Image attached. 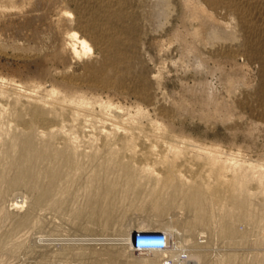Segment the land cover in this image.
<instances>
[{
    "label": "rangeland",
    "instance_id": "obj_1",
    "mask_svg": "<svg viewBox=\"0 0 264 264\" xmlns=\"http://www.w3.org/2000/svg\"><path fill=\"white\" fill-rule=\"evenodd\" d=\"M192 1L0 0V264H264V0H197L215 29L185 18ZM161 2L169 13L156 18ZM205 25L206 37L194 34ZM68 32L90 52L69 55ZM191 45L228 77L199 66ZM20 138L63 155L36 167L54 196L38 201L27 182L7 189L20 165L5 150ZM210 150L227 161L212 162ZM54 168L64 182L51 186ZM124 168L142 182L125 198L139 206L113 221L89 199L115 181L124 188ZM195 191L208 225L187 223L203 210L189 203ZM173 223L176 259L175 244L136 251L126 238L128 226L167 234Z\"/></svg>",
    "mask_w": 264,
    "mask_h": 264
},
{
    "label": "bare ground",
    "instance_id": "obj_2",
    "mask_svg": "<svg viewBox=\"0 0 264 264\" xmlns=\"http://www.w3.org/2000/svg\"><path fill=\"white\" fill-rule=\"evenodd\" d=\"M158 1V0H157ZM166 1V0H165ZM197 0H194V1H192V2H189V3H185L184 4V7H185V10H184V14L186 15L185 16V18L186 17H188V19H189V17H191V20L192 19H201V18H205V20H207V27H208V29H211L212 27L215 29V27L214 26H216V27H218L217 26V23H219V22H216L217 20H214V19H211V18H209L210 16L208 15V16H206L207 14L205 13V10H204V8L201 6V4H200V2L199 1H197ZM174 2V1H173ZM176 2H177V0H176ZM199 2V3H198ZM167 3H169L168 1H167ZM157 4H159V3H157ZM171 4V3H170ZM169 4V5H170ZM168 4H162V2L158 5V9H156V13L157 14H155V15H157V17L156 18H158L159 17V15L160 14H162V13H164V11H167V8L168 7H170ZM175 5V4H174ZM176 6V5H175ZM171 7H172V5H171ZM177 7V6H176ZM152 10H154V9H152ZM175 10V9H174ZM173 10V11H174ZM183 10V9H182ZM171 11V10H170ZM173 11H171V12H173ZM151 12H153V11H151ZM154 12V13H155ZM168 12V11H167ZM166 12V13H167ZM169 13V12H168ZM63 15L61 16V17H64V18H60V21H59V23L58 24H60V23H62V21L63 20H65V15H66V13H62ZM152 14V13H151ZM165 14V13H164ZM172 14V13H171ZM174 14V13H173ZM184 14L182 15V17H184ZM154 15V16H155ZM167 14H165L164 16H166ZM153 16V17H154ZM172 16V15H171ZM169 17H170V15H169ZM213 17V16H212ZM172 18V17H171ZM155 19V18H154ZM202 19V20H203ZM156 20V19H155ZM168 20V19H167ZM190 20V21H191ZM204 20V22H206ZM164 21H166L165 19H164ZM171 21V20H170ZM189 21V20H188ZM193 21V20H192ZM199 21V20H198ZM183 22V21H182ZM172 23V22H171ZM184 23V22H183ZM202 24H204L203 22H202ZM206 24V23H205ZM198 25H200V21H199V24ZM219 25V24H218ZM221 25V24H220ZM184 26V25H183ZM186 26V25H185ZM221 26H223V25H221ZM203 27H204V25H203ZM202 27V28H203ZM207 27H206V25H205V28L206 29H201L200 30V28H198L197 27V29H199V30H195L194 31V34H197V35H199V36H205L206 37V35H203L202 33H204V31L205 30H208L207 29ZM222 28V27H221ZM59 29H61L60 27H59ZM190 29V28H189ZM194 29H195V26H194ZM224 29H225V27H224ZM229 29V28H228ZM177 30V29H176ZM187 30H188V28H187ZM193 30V29H192ZM213 30V29H212ZM218 30V29H217ZM231 30V29H230ZM230 30H228L229 32H227L226 33V31H225V34H222L223 32V30L219 33L218 31L216 32V30H214L212 33H213V35H212V39L211 40H213V39H216L217 40V38H221V37H223L224 39L226 38V37H228V36H233V35H231L232 34V30H231V32H230ZM178 31V30H177ZM210 31V30H209ZM190 32V31H189ZM192 32V31H191ZM190 32V33H191ZM186 33V32H185ZM184 33V34H185ZM188 33V32H187ZM205 33L207 34L208 33V31L206 32L205 31ZM67 34V33H66ZM177 34V33H176ZM179 34V33H178ZM181 34H183V33H181ZM68 36V39L67 40H69V44L68 43H66L65 44V46H64V48L66 49H64L67 53H69V55H72V56H77L76 58H78L79 57V55L81 54V50L79 51V48L81 47L82 48V50L84 51V53H87V52H90V50H91V48H90V46L87 44V42L84 40V39H82V38H80L79 37V35L76 33V32H68V34H67ZM189 35V34H188ZM192 35H193V33H192ZM197 35H196V37L193 35V37H195V39L197 38ZM209 35V34H208ZM226 35V36H225ZM180 36V35H179ZM191 36V35H190ZM198 36V37H199ZM204 37V38H205ZM210 37H211V35H210ZM179 38V37H178ZM181 38V37H180ZM186 38V36L184 37V39ZM203 38V37H202ZM194 39V38H193ZM194 39V40H195ZM210 39H208V37H207V40H209L210 41ZM177 40V39H176ZM206 40V39H205ZM206 40V41H207ZM215 40V41H216ZM226 40V39H225ZM183 41V40H182ZM197 43H198V41H197V39L195 40ZM194 41V42H195ZM201 41V43H203V45H205L204 44V41L201 39L200 40ZM200 41H199V44H200ZM203 41V42H202ZM208 41V42H209ZM214 41V40H213ZM194 42H192L191 41V43H194ZM195 42V43H196ZM207 42V43H208ZM210 42H212V41H210ZM65 43V42H64ZM189 43V42H188ZM187 43V44H188ZM194 43V44H195ZM206 43V42H205ZM212 44V43H211ZM190 45V44H189ZM189 45H187L188 47H189ZM207 45V44H206ZM196 46V45H195ZM191 47L192 48H190V51H188V53H191V55L193 56V60L195 61V62H197L198 63V65L199 66H205L206 64L208 65V71L211 73V76L212 75H215L217 72H223V74L224 75H226V77H228V70H226L225 69V67L223 68V67H220V65L218 66L217 64V66H215V65H213V66H215V67H213L212 65H210V63L208 64V63H206L205 62V59H203L202 57H201V53H199L198 51H196V50H198V47H196L197 49L195 50V47H193L192 45H191ZM205 55V54H204ZM188 57V59H189V56H187ZM187 59V60H188ZM209 59V58H208ZM213 60V59H212ZM215 60V59H214ZM190 61V60H189ZM209 61V60H208ZM191 62H193V61H191ZM190 62V63H191ZM184 64V63H183ZM222 66V65H221ZM204 68V67H203ZM233 68V67H232ZM192 69V68H191ZM227 72H226V71ZM197 71V70H196ZM207 71V70H206ZM207 73V72H206ZM226 73V74H225ZM222 74V75H223ZM230 74H231V72H230ZM230 74H229V77H230ZM218 75H219V73H218ZM223 75V76H224ZM207 76V75H206ZM216 76V75H215ZM211 79V78H210ZM223 79V78H222ZM205 80V79H204ZM199 81V80H198ZM203 81V80H202ZM197 82V81H196ZM189 87V86H188ZM211 88V87H210ZM200 89V88H199ZM204 98V97H203ZM66 99V98H65ZM212 98L210 97V100H211ZM214 99V98H213ZM192 101V100H191ZM210 105V104H209ZM229 110V109H228ZM225 111V110H224ZM250 130V129H249ZM18 141H19V145H18V148L16 149V148H7V150H5L6 152H7V154H6V157L8 158V160H10V161H15V163H19V165H20V167L18 166V168H19V170H18V172H19V174H20V177H19V179L18 180H16V179H9V180H7V183H8V188L7 189H9L10 187H12V186H15V185H18L19 183H25V182H27V183H30L31 184V188H33L34 189V191L35 192H38V191H40V195H39V197H38V201H41V199H44V197H47L48 196V194H49V191H47L46 189L44 190L42 187H43V184H44V182H43V184L41 185L40 184V182H39V180H38V175H37V173H36V167H37V165H38V163L39 162H41L42 163V161H44V160H49L50 162H48V163H50V165L52 164L53 165V162L54 161H58L59 159H61L62 157H63V155L62 154H60V153H55V152H52L50 149H48V148H41V149H37V147L34 145V143H33V141L30 139V138H20V139H17ZM172 148V147H171ZM220 152L217 150H210V152H208L207 154L209 155V157H210V159L212 160V162H226L227 160H224L223 159V157H222V155L221 154H219ZM2 156H4V154L2 155ZM1 156V157H2ZM4 158V157H3ZM4 160H5V158H4ZM51 161H52V163H51ZM168 161V160H167ZM55 163V162H54ZM63 163V162H62ZM67 164V163H66ZM47 165V164H46ZM61 165V164H60ZM260 164H253L252 165V168H258V166H259ZM54 166V165H53ZM56 166V165H55ZM57 166H58V168L60 167L58 164H57ZM62 166V165H61ZM45 168H47V167H45ZM49 168H51L50 166H49ZM55 168H57V167H55ZM52 169L51 171H50V173H49V175L47 176V177H49L50 176V178H51V182H50V185L52 186V185H54L57 181H58V179L60 178V175H61V173H59V170H56V169ZM57 168V169H58ZM44 169V168H43ZM60 169H62L61 167H60ZM63 169H64V165H63ZM46 170V169H45ZM50 170V169H49ZM47 171V170H46ZM46 171H45V173H46ZM62 172V171H61ZM66 173V172H65ZM46 175V174H45ZM63 175H65V174H63ZM43 177V176H42ZM123 177L125 178V180L127 181V183L125 184V187L123 188V184H121L120 182H118V181H115L114 183H112V184H109V185H107V186H104V187H102V189H101V191H100V193L97 195V196H91V198L89 199V204L90 205H92V206H94V207H96V211H100V212H102L103 214H105V216H107L108 218L109 217H113L114 216V220L113 221H122L123 219H124V217H126L125 216V214H127V211L129 212L130 210H133V209H135V207L137 206H139V205H137V203L135 202V201H131V200H128V199H125V198H127L128 197V195L129 194H131V192L133 191L132 190V188L134 189V188H138V189H140L139 188V186L141 185V183L140 182H135L136 181V179H135V174H133V170L131 169V168H124L123 169ZM262 178V177H261ZM41 179H43V178H41ZM46 179H48L49 180V178H45V180ZM61 179H62V181H63V179L64 178H60L59 179V181H61ZM66 179V178H65ZM44 180V181H45ZM64 182V181H63ZM58 184H59V182H58ZM45 185V184H44ZM57 185V184H56ZM50 186V187H51ZM58 187H59V185H57ZM49 187V188H50ZM52 188V187H51ZM61 188V187H60ZM6 189V188H5ZM32 189V190H33ZM58 189V188H57ZM136 190V189H134V190H136V192H137V194L138 193H140V190ZM132 190V191H131ZM144 190H142V192H143ZM53 192V191H52ZM51 192V193H52ZM57 192V191H56ZM141 192V193H142ZM135 193V192H134ZM54 194V193H53ZM143 194V193H142ZM154 195V194H153ZM210 195V197L208 198V201H209V203L212 201V199H214V196H212V193L211 194H209ZM49 196H50V194H49ZM51 196H54V195H51ZM50 196V197H51ZM49 197V198H50ZM131 197V196H130ZM135 197H136V194H135ZM139 197V196H138ZM152 197H154V196H152ZM48 198V199H49ZM129 198V197H128ZM132 198V197H131ZM47 199V198H46ZM133 199V198H132ZM150 199V198H149ZM44 201V200H43ZM190 202L189 203H192V204H199V205H203V210L201 209V211L199 212V213H197L195 216H193L192 217V219L190 218L189 220L190 221H188L187 223L188 224H190L192 227H195V226H197V225H208V218H209V214H210V212L208 213V211H207V206L205 207L204 205H205V201H206V198L204 197V195L200 192V191H195L193 194H192V196H190V200H189ZM169 202H171V201H169ZM139 203V202H138ZM157 203H158V198H157V195L155 196V199H154V205H155V207L156 208H158V205H157ZM168 203V202H167ZM162 204V203H161ZM166 203L164 202V205H165ZM148 205V204H147ZM146 205V206H147ZM163 205V206H164ZM170 205V204H169ZM169 205H166L165 207H169ZM244 205V204H243ZM144 206V205H143ZM162 206V207H163ZM142 207V206H141ZM154 207V208H155ZM189 207V206H188ZM211 208H209V209H212L213 210V208H214V206L211 204V206H210ZM144 208H145V206H144ZM138 209V208H137ZM138 211V210H137ZM144 211H146V210H144ZM87 211H85V210H81L80 211V215H83V214H85ZM133 212V211H132ZM140 212V211H139ZM141 212H143V211H141ZM134 213H135V211H134ZM133 213V214H134ZM137 213V212H136ZM102 214V215H103ZM194 215V214H193ZM223 215V214H222ZM128 216V215H127ZM137 216V215H136ZM135 216V217H136ZM133 217V216H132ZM142 217V216H141ZM214 217V216H213ZM218 217V216H217ZM143 218V217H142ZM211 218H212V215H211ZM210 218V219H211ZM215 219H216V216L214 217ZM225 217H222L221 215H220V217L219 218H217V219H219L218 220V222L216 223V225L219 223V222H221V224L223 225V223H225L226 221H224L225 219H224ZM131 219V218H130ZM213 219V218H212ZM214 219V220H215ZM111 220V219H110ZM137 220V219H136ZM18 221V220H17ZM150 221V220H149ZM148 221V222H149ZM20 222H22V221H20ZM19 222V223H20ZM24 222V221H23ZM137 223V222H136ZM227 223L229 224V222L227 221ZM227 223H225V224H227ZM126 224V223H125ZM131 224V223H130ZM227 224V228H228V225ZM231 224V223H230ZM20 224H18V226H19ZM25 225V224H24ZM166 225V227H164L165 229H167V234H165L166 235V237H167V243H168V245H169V243H170V245H173V244H175V247H174V252H172L171 253V256L173 257V259H176L177 257H178V255H179V251H180V248L178 247V245H179V243H180V237H179V235H178V232H177V224H170V226H167V224H165ZM127 226V225H126ZM144 226H150V224H148V223H146L144 220H139V224L138 225H136L135 227H144ZM221 226V225H220ZM225 227V226H224ZM120 228V227H119ZM134 227L133 226H128V228H126V230L127 231H129L128 233H126V238H127V240H129V245H130V247H132V234H130L131 233V231H132V229H133ZM121 229H122V227H121ZM220 230H222V231H224V228H221ZM229 230V229H228ZM126 231V232H127ZM222 231H220L221 233H222ZM225 231H226V229H225ZM224 231V232H225ZM230 231V232H229ZM228 232L226 231V235L224 234L223 236H226V237H228L229 239H231V238H233L234 236H235V230L230 226V230H229ZM132 235V236H131ZM200 236L201 237H203L204 235H203V232H200ZM225 237V238H226ZM131 238V239H130ZM224 238V237H223ZM227 238V239H228ZM187 241V240H186ZM200 243V242H199ZM203 243V242H202ZM167 245V246H168ZM129 247V246H128ZM166 250H168V248L167 247H165V248H163V249H149V250H147V251H166ZM139 251V250H138ZM142 251H144V250H142ZM165 254V253H164ZM193 254V253H192ZM192 257V256H191ZM166 264H170V263H166Z\"/></svg>",
    "mask_w": 264,
    "mask_h": 264
},
{
    "label": "built area",
    "instance_id": "obj_3",
    "mask_svg": "<svg viewBox=\"0 0 264 264\" xmlns=\"http://www.w3.org/2000/svg\"><path fill=\"white\" fill-rule=\"evenodd\" d=\"M152 236L147 239L144 237L132 238V249L136 251L149 250V249H163L167 247V237L162 231H152Z\"/></svg>",
    "mask_w": 264,
    "mask_h": 264
},
{
    "label": "clouds",
    "instance_id": "obj_4",
    "mask_svg": "<svg viewBox=\"0 0 264 264\" xmlns=\"http://www.w3.org/2000/svg\"><path fill=\"white\" fill-rule=\"evenodd\" d=\"M153 232L148 230H138L132 237H144L149 239L152 236Z\"/></svg>",
    "mask_w": 264,
    "mask_h": 264
}]
</instances>
